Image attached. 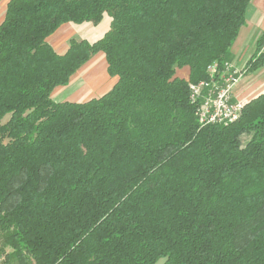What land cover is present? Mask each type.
Segmentation results:
<instances>
[{
	"label": "trees",
	"instance_id": "16d2710c",
	"mask_svg": "<svg viewBox=\"0 0 264 264\" xmlns=\"http://www.w3.org/2000/svg\"><path fill=\"white\" fill-rule=\"evenodd\" d=\"M251 0H9L0 23L6 264H264V93L201 125L190 84L230 62ZM110 18L93 42L60 27ZM264 30L245 73L264 68ZM115 83L57 102L93 56ZM187 72L184 75V72Z\"/></svg>",
	"mask_w": 264,
	"mask_h": 264
},
{
	"label": "crops",
	"instance_id": "0c3cea01",
	"mask_svg": "<svg viewBox=\"0 0 264 264\" xmlns=\"http://www.w3.org/2000/svg\"><path fill=\"white\" fill-rule=\"evenodd\" d=\"M9 0H0V23L4 19L6 6ZM109 18V17H108ZM245 24L241 27L237 39L235 40L231 48V60L237 67H244L248 59L252 56L255 49V43L264 30V0H251L245 16ZM103 20L97 24V32L100 34L99 38L109 29V21L105 24ZM72 24V23H68ZM66 24V25H68ZM73 25V24H72ZM64 27V26H63ZM60 27L51 37L48 38L49 44L54 50L63 54L68 48L69 36L67 35L66 27ZM76 37L73 34L71 37ZM264 52V48H263ZM186 71L183 73L186 75ZM109 83L105 88H101L97 92H85L86 84H75V81L70 80L69 84L63 87H58L52 94V98L57 102H83L94 97H99L108 92L115 83V77H106ZM264 93V68L256 73H245L238 81L234 88V97L236 100H242L248 102L249 100L256 98L258 95Z\"/></svg>",
	"mask_w": 264,
	"mask_h": 264
},
{
	"label": "built area",
	"instance_id": "2783aa9c",
	"mask_svg": "<svg viewBox=\"0 0 264 264\" xmlns=\"http://www.w3.org/2000/svg\"><path fill=\"white\" fill-rule=\"evenodd\" d=\"M209 79L190 84V100L195 105V114L201 125L228 124L237 120L245 101L236 100L234 88L245 74L244 67L225 62L219 68L216 62L208 66ZM0 253V264H6Z\"/></svg>",
	"mask_w": 264,
	"mask_h": 264
},
{
	"label": "rangeland",
	"instance_id": "374dc122",
	"mask_svg": "<svg viewBox=\"0 0 264 264\" xmlns=\"http://www.w3.org/2000/svg\"><path fill=\"white\" fill-rule=\"evenodd\" d=\"M107 21H109V18H108L107 15H105V19H104L103 23L105 24ZM72 24L64 25V27H66L65 29L67 30V33H68L67 35L69 37H71L73 34H76L77 38L86 39V40H88L90 42H93V41L99 39L100 34L96 31L98 27L96 25H94L93 23L84 22L82 24H73V25ZM98 54H100V56H101L98 59V61L101 60V64L102 63L104 64V61H103L104 55L102 53H98ZM95 56H93V57H95ZM85 65H87V63ZM85 65L81 68V70H78V72L72 77V81H75L74 83L77 84V85H78V83L79 84H82V83L83 84L84 83L87 84L86 79L83 77L84 76L83 68L85 67ZM104 71H105V76L107 77L106 66L104 68ZM100 89L101 88H99V90ZM162 261L163 260L161 259L156 264H161ZM11 264H16V263L13 262Z\"/></svg>",
	"mask_w": 264,
	"mask_h": 264
},
{
	"label": "bare ground",
	"instance_id": "6f19581e",
	"mask_svg": "<svg viewBox=\"0 0 264 264\" xmlns=\"http://www.w3.org/2000/svg\"><path fill=\"white\" fill-rule=\"evenodd\" d=\"M100 54H97L95 57L90 59L87 62V65L83 68L84 78L86 79V92H97L99 88H105L109 83V80L105 76L104 68L106 66L105 59H103L104 64H101ZM81 70V69H80Z\"/></svg>",
	"mask_w": 264,
	"mask_h": 264
}]
</instances>
